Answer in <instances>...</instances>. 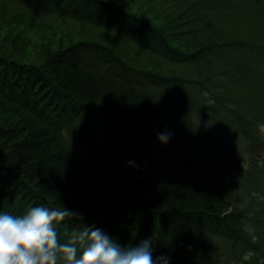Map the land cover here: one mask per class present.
Segmentation results:
<instances>
[{"label": "trees", "instance_id": "16d2710c", "mask_svg": "<svg viewBox=\"0 0 264 264\" xmlns=\"http://www.w3.org/2000/svg\"><path fill=\"white\" fill-rule=\"evenodd\" d=\"M244 16L264 20V0H0V212L64 207L74 215L58 225L62 243L93 226L121 247L151 240L153 257L168 264H264L261 199L240 207L198 182L111 178L89 161L101 139L120 153L132 133L151 145L171 107L157 90L173 84L190 88L181 97L187 114L177 112L186 129L188 107L203 109L206 93L243 138L264 141V43L231 35ZM232 50L250 66L209 71ZM168 64L195 74L170 73ZM258 157L238 172L259 196L264 150Z\"/></svg>", "mask_w": 264, "mask_h": 264}, {"label": "rangeland", "instance_id": "374dc122", "mask_svg": "<svg viewBox=\"0 0 264 264\" xmlns=\"http://www.w3.org/2000/svg\"><path fill=\"white\" fill-rule=\"evenodd\" d=\"M36 20H40L39 23L42 25L51 27L54 25L51 16L39 15L36 16ZM233 23H231V28L234 29V33L231 32V35L235 38L240 37V35L248 36V39L256 44L264 43V20L252 22L244 16L237 18ZM231 24H226L221 29L225 30ZM50 30L55 31V29ZM50 30H48V33ZM250 46L252 47V45ZM249 49L247 50L250 51ZM251 53L256 54L255 56L261 54L260 51L257 52L256 50L251 51ZM219 55L217 58L220 59H217V62L209 68V71L217 72L221 68L227 69L234 63L244 67L250 66L248 56H245L240 50L223 51ZM167 68L170 73L189 78L195 74V69L186 64H168ZM206 71L207 68L201 69L200 75L204 76ZM188 90H190L189 87L181 88L179 84L157 90L162 94V99H168L171 107L167 113L168 116L166 115V118L163 117V120H161V124L154 125L152 139L147 136L151 140V145H147L150 141L142 133L139 135L132 133L134 136L132 140L129 137L132 144H124L123 149L125 151L120 153L121 150L119 149L116 152L113 145L106 149V145L102 143L107 144V140L101 139L97 143L98 149L94 148L95 150L90 152L89 161L95 163L97 170L102 171L111 178L139 177L147 174L151 177L182 178L216 188L234 205L245 207L250 203L252 197H256L258 200L261 199L260 202L263 203L261 207H264V194L259 193L258 196L257 193L247 192L246 189L252 187L253 184L242 186L240 183L241 173L238 172L239 168L242 172L246 171L248 168L246 159L250 156L257 158L259 154H263L264 141L262 137L254 140L249 139V141L243 138L240 129L236 131V123L226 121L223 117L220 118L219 116L222 114L219 111L221 110L216 107L215 101L208 99L209 96L203 92L207 98L205 100L206 106L198 112H194L191 107H188L191 121L190 124H187L186 129L178 114L182 112H184L182 113L183 116L187 114V110L182 106V102L185 101H182L181 97ZM215 115L218 116V123L213 118ZM165 128H168L166 132H171V137L167 143L162 144L158 142L157 136L165 132L163 130ZM155 142L158 143L155 145ZM234 155L237 156V163ZM129 161L133 163L130 165ZM253 206H255L253 210L259 209L258 205ZM262 213L264 214L263 210ZM248 226L251 225L248 224ZM219 244H222L221 240H219ZM223 252L230 254L228 249H223Z\"/></svg>", "mask_w": 264, "mask_h": 264}, {"label": "clouds", "instance_id": "9594fccd", "mask_svg": "<svg viewBox=\"0 0 264 264\" xmlns=\"http://www.w3.org/2000/svg\"><path fill=\"white\" fill-rule=\"evenodd\" d=\"M170 137L171 132H162L157 140L164 144ZM71 215L64 207L45 206L21 215L0 212V264H168L166 257H153L151 240L121 247L93 226L66 233L62 243L58 225Z\"/></svg>", "mask_w": 264, "mask_h": 264}]
</instances>
